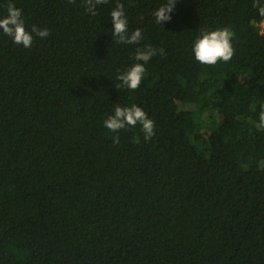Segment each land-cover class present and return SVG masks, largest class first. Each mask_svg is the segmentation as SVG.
I'll use <instances>...</instances> for the list:
<instances>
[{
    "label": "trees",
    "instance_id": "obj_1",
    "mask_svg": "<svg viewBox=\"0 0 264 264\" xmlns=\"http://www.w3.org/2000/svg\"><path fill=\"white\" fill-rule=\"evenodd\" d=\"M11 2L49 35L25 48L0 30V264H264V0H177L160 25L167 0L95 16L85 0ZM117 3L139 44L112 36ZM225 27L233 58L202 65L195 40ZM149 45L164 54L117 89ZM116 104L154 136L110 132Z\"/></svg>",
    "mask_w": 264,
    "mask_h": 264
},
{
    "label": "clouds",
    "instance_id": "obj_2",
    "mask_svg": "<svg viewBox=\"0 0 264 264\" xmlns=\"http://www.w3.org/2000/svg\"><path fill=\"white\" fill-rule=\"evenodd\" d=\"M69 2L75 3V0H69ZM176 2L177 0H167L166 4L154 12L157 24L160 25L162 22L171 20L170 14L173 12ZM108 3L109 0H85L86 11L95 16L97 15V5ZM258 11L261 16H264V6H258ZM110 15L113 25L112 36L116 38L117 42L129 45H137L141 42L143 36L139 28L129 34L128 21L123 4L117 3L111 10ZM0 30L12 38L13 43L23 45L25 48L32 46L35 37L44 38L49 35L47 28L40 30L33 27L31 32H29L22 18V10L17 8L11 0L7 3V15L4 18H0ZM233 37L234 32L227 27L206 32L202 31L192 48L195 59L202 65L207 66H214L221 61L224 63L229 62L235 54L232 44ZM157 53L163 55L164 50L162 48H153L150 45L144 48H137L134 57L137 63L117 76L121 83L115 87L117 89L137 90L145 76L146 69L144 65ZM137 124L142 126L141 130L146 141L154 136L155 121L150 119L147 113L136 105L121 107L116 104L114 114L104 121L105 127L113 133L129 127L134 128ZM255 128L264 131V104L260 105L259 123H255ZM113 142L119 143V136L113 137Z\"/></svg>",
    "mask_w": 264,
    "mask_h": 264
},
{
    "label": "rangeland",
    "instance_id": "obj_3",
    "mask_svg": "<svg viewBox=\"0 0 264 264\" xmlns=\"http://www.w3.org/2000/svg\"><path fill=\"white\" fill-rule=\"evenodd\" d=\"M262 25H263V27H264V23H263Z\"/></svg>",
    "mask_w": 264,
    "mask_h": 264
},
{
    "label": "built area",
    "instance_id": "obj_4",
    "mask_svg": "<svg viewBox=\"0 0 264 264\" xmlns=\"http://www.w3.org/2000/svg\"><path fill=\"white\" fill-rule=\"evenodd\" d=\"M264 23V22H263Z\"/></svg>",
    "mask_w": 264,
    "mask_h": 264
}]
</instances>
